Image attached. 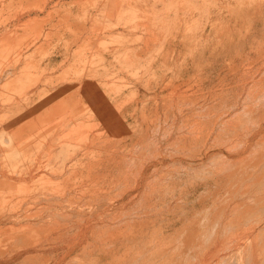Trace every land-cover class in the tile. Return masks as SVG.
I'll return each mask as SVG.
<instances>
[{"label": "rangeland", "instance_id": "1", "mask_svg": "<svg viewBox=\"0 0 264 264\" xmlns=\"http://www.w3.org/2000/svg\"><path fill=\"white\" fill-rule=\"evenodd\" d=\"M0 168L2 251L264 257V0H0Z\"/></svg>", "mask_w": 264, "mask_h": 264}, {"label": "crops", "instance_id": "2", "mask_svg": "<svg viewBox=\"0 0 264 264\" xmlns=\"http://www.w3.org/2000/svg\"><path fill=\"white\" fill-rule=\"evenodd\" d=\"M7 174L0 168V181L2 180V176ZM2 183V182H0ZM50 203L45 200H39L34 205H47ZM14 216H18V222H32L35 223L34 220H28L24 217L23 214H16ZM41 219V218H39ZM4 221H12V220H4L0 219V228L3 226ZM40 222V221H36ZM60 243L58 246H50L48 244H38V245H23L16 246L9 250L2 251L0 250V254H3L0 257V264H86V259L83 258L82 254L85 253L84 246L81 244H65ZM217 246L211 247L210 252H208L202 260H197L195 262H190L186 264H264V257L262 258H252L247 257L242 263L238 261H233L231 259L232 253L224 252L223 254H219L218 260L214 261L213 251H215ZM96 254V260L92 264H148L143 262V257H134L132 260L130 258L129 247L115 245L109 248H100ZM52 253H57L58 257L54 261H49L47 263H43V258H49L48 255ZM126 255V256H125ZM234 256V255H233ZM150 264H162L157 261Z\"/></svg>", "mask_w": 264, "mask_h": 264}]
</instances>
